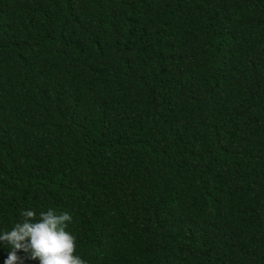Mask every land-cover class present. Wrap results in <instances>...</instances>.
Returning <instances> with one entry per match:
<instances>
[{
  "label": "trees",
  "instance_id": "obj_1",
  "mask_svg": "<svg viewBox=\"0 0 264 264\" xmlns=\"http://www.w3.org/2000/svg\"><path fill=\"white\" fill-rule=\"evenodd\" d=\"M49 208L86 264H264V0H0V233Z\"/></svg>",
  "mask_w": 264,
  "mask_h": 264
},
{
  "label": "clouds",
  "instance_id": "obj_2",
  "mask_svg": "<svg viewBox=\"0 0 264 264\" xmlns=\"http://www.w3.org/2000/svg\"><path fill=\"white\" fill-rule=\"evenodd\" d=\"M21 216L22 221L10 231L0 233V242L11 249L4 264H20L17 253L21 250L30 252L40 264H86L77 254V237L66 230L73 219L69 213L57 214L49 208L37 218V212L29 209L22 211Z\"/></svg>",
  "mask_w": 264,
  "mask_h": 264
}]
</instances>
